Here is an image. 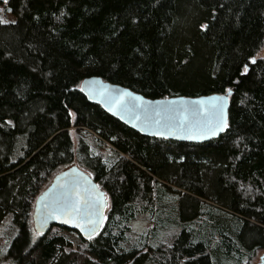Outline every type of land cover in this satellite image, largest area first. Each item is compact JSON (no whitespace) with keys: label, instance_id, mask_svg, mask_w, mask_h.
<instances>
[{"label":"trees","instance_id":"trees-1","mask_svg":"<svg viewBox=\"0 0 264 264\" xmlns=\"http://www.w3.org/2000/svg\"><path fill=\"white\" fill-rule=\"evenodd\" d=\"M2 7L15 18L0 24V223L12 213L18 226L8 261L242 264L264 249V0ZM92 75L150 98L230 89L227 130L204 143L145 136L87 99L80 86ZM89 136L113 154L94 152ZM75 164L108 194L103 228L88 240L60 225L37 233V197ZM140 213L156 227L150 241L127 247Z\"/></svg>","mask_w":264,"mask_h":264},{"label":"water","instance_id":"water-1","mask_svg":"<svg viewBox=\"0 0 264 264\" xmlns=\"http://www.w3.org/2000/svg\"><path fill=\"white\" fill-rule=\"evenodd\" d=\"M80 88L89 101L100 104L148 137L204 143L218 139L228 127L218 129L221 119L228 125L232 91L196 97L150 98L98 75L85 77ZM217 97L226 99L220 101ZM108 209L107 192L87 170L75 164L58 172L37 197L33 226L37 233L47 234L53 225H60L88 240L103 228Z\"/></svg>","mask_w":264,"mask_h":264},{"label":"rangeland","instance_id":"rangeland-1","mask_svg":"<svg viewBox=\"0 0 264 264\" xmlns=\"http://www.w3.org/2000/svg\"><path fill=\"white\" fill-rule=\"evenodd\" d=\"M0 19L8 22V21L14 20L15 18L7 8L2 7L0 9ZM258 56L264 58V49L259 53ZM96 137L99 139L98 136ZM96 137L89 136L94 152L101 151L107 155H112L114 147L109 143H107L106 146L104 147H99V144H98L99 140H97ZM74 141L75 143L77 142L75 135H74ZM178 197L179 196L177 194L169 195L168 198L166 199V203L163 205L167 208L168 207L170 208L171 204L177 201ZM156 221L157 220L155 216L149 213L138 214L136 218H134L129 224L130 230L127 234L126 246L129 247L132 244H144L150 241L149 237L152 234L151 230L152 228L156 227V224H155ZM171 229L172 227H170L168 230L165 227V229H163V231L159 235H161L163 232L166 233V230L168 232ZM17 233H18V226H16L13 223V214L9 213L6 216V218L0 223V264H14L8 261L6 255H7L8 248L12 240L14 239V237L17 235ZM152 241L154 242L156 240H152ZM242 264H264V249L259 250L254 256V258L251 260H248V258H245Z\"/></svg>","mask_w":264,"mask_h":264},{"label":"snow or ice","instance_id":"snow-or-ice-1","mask_svg":"<svg viewBox=\"0 0 264 264\" xmlns=\"http://www.w3.org/2000/svg\"><path fill=\"white\" fill-rule=\"evenodd\" d=\"M4 2L7 3V0H4ZM3 23H6V21L0 19V24H3ZM252 62L255 63V60H253ZM245 72H247V66H245ZM81 90L83 91V89H81ZM230 91L231 90L229 89L228 92H230ZM216 99H218L220 101H223V100L226 99V97H217ZM220 110L222 112V110H223V104L220 105ZM227 126L228 125H227L226 121L223 120V119H221L220 122H219V125H218V129L219 130H222L223 128H226ZM213 134H215V133H213ZM77 211H78V209H77ZM91 223H92V221H89V224H91ZM92 230L94 231V229H92Z\"/></svg>","mask_w":264,"mask_h":264}]
</instances>
